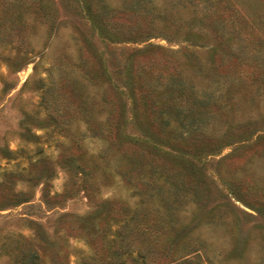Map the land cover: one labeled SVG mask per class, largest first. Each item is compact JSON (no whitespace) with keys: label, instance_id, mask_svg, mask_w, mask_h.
Returning <instances> with one entry per match:
<instances>
[{"label":"rangeland","instance_id":"1","mask_svg":"<svg viewBox=\"0 0 264 264\" xmlns=\"http://www.w3.org/2000/svg\"><path fill=\"white\" fill-rule=\"evenodd\" d=\"M87 1L0 0V264H264V82L215 75L164 21L191 17L178 0H92L142 42L104 38ZM235 1L264 66V0Z\"/></svg>","mask_w":264,"mask_h":264},{"label":"trees","instance_id":"2","mask_svg":"<svg viewBox=\"0 0 264 264\" xmlns=\"http://www.w3.org/2000/svg\"><path fill=\"white\" fill-rule=\"evenodd\" d=\"M138 2L140 0H137ZM183 6H190L192 10L191 17L185 22L174 24L172 18H164V21L168 26H175L176 37H182L184 40L191 42L193 44H198L202 46H207L209 49L212 59L216 62L211 69L214 71L215 75L231 76L230 81L233 82L235 79L243 78L249 82L261 81L264 82V66L259 63L255 57L246 56L242 53L240 48L239 39L242 35H246L247 26L250 25L249 19L252 21L253 18H257L258 14H249L247 12L245 4H237L235 0H178ZM40 6V4H39ZM86 11L87 19L90 22L91 28L99 29L102 36L109 40H119V41H133L142 42L150 37L152 34L149 30L142 29L137 25L136 29H115L117 24L112 23L103 18L102 13L99 12L93 6V1L89 0L84 4L83 7ZM262 12V20H263ZM243 21V23H242ZM253 23V21H252ZM264 23V21H262ZM177 25V26H176ZM243 40V37H242ZM152 47L151 44L145 45L143 47L135 49L134 53L143 52L147 48ZM130 58V57H129ZM127 58V59H129ZM243 66V67H242ZM128 76H133V73L127 74ZM231 85L228 89V94L234 93ZM238 91V90H236ZM229 98H232L229 95ZM150 104V103H149ZM167 107V108H166ZM164 110L166 113H173L177 115L179 113V108L175 102L170 103L166 106ZM153 112V110H151ZM149 111V113H151ZM161 110L154 112L153 119L158 118L161 114ZM157 132L155 135L163 132L161 127L156 128ZM194 128H189L190 134L194 133ZM199 136L203 138V134L199 133ZM200 139V138H198ZM184 145H171L166 151L167 157L169 159L180 158L182 163H186L185 158L188 159L190 156H195L191 154L190 141L188 145L187 142H183ZM156 144H152L155 146ZM195 145V144H194ZM201 144L199 145L200 148ZM197 145L194 146V149ZM191 148V149H190ZM198 148V149H199ZM196 149V150H198ZM176 173L173 175L167 174L166 176H180L189 175L190 177L195 176V170L193 168L187 169L185 166L180 165L175 168ZM21 195V193L19 194ZM90 230H96V224L92 222Z\"/></svg>","mask_w":264,"mask_h":264}]
</instances>
